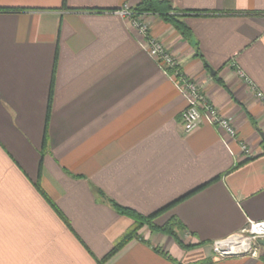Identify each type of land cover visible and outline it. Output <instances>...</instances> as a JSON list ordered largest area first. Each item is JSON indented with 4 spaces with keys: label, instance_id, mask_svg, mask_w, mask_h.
Returning <instances> with one entry per match:
<instances>
[{
    "label": "crops",
    "instance_id": "1",
    "mask_svg": "<svg viewBox=\"0 0 264 264\" xmlns=\"http://www.w3.org/2000/svg\"><path fill=\"white\" fill-rule=\"evenodd\" d=\"M140 1L0 0V264H264L261 244L211 248L264 220V0H168L196 13L187 39L145 18L235 138L204 121L184 131V97L118 13ZM202 185L155 220L175 217L180 244L143 228L103 260L133 222L95 189L149 215Z\"/></svg>",
    "mask_w": 264,
    "mask_h": 264
},
{
    "label": "built area",
    "instance_id": "2",
    "mask_svg": "<svg viewBox=\"0 0 264 264\" xmlns=\"http://www.w3.org/2000/svg\"><path fill=\"white\" fill-rule=\"evenodd\" d=\"M118 13L128 22V26L135 36L139 37L141 49L157 63L184 97L186 106L181 113L184 131L190 133L204 121L214 126L222 134L235 138L237 130L234 119L221 114L201 93L200 86L195 79L187 77L181 71L178 58L170 53L160 40L149 35L148 22L145 19L148 15H135L128 7H124ZM237 75L244 81L255 98H263L262 93L241 71H237ZM225 144L227 146L226 142ZM239 147L245 157L252 156V149L247 144L240 142ZM261 240H264V220H248L241 230L212 241L211 248L217 258L254 256L257 254V247Z\"/></svg>",
    "mask_w": 264,
    "mask_h": 264
},
{
    "label": "trees",
    "instance_id": "3",
    "mask_svg": "<svg viewBox=\"0 0 264 264\" xmlns=\"http://www.w3.org/2000/svg\"><path fill=\"white\" fill-rule=\"evenodd\" d=\"M135 15H153L160 18L163 22L172 25L175 30H177L182 37L185 39L190 37V30L183 22L182 17L187 15H195V12L192 13H177L171 6V3L168 0H141L134 8L131 10ZM52 87H53V78L50 84V91L48 97V106L46 111V118H45V131L47 128L48 120H49V113H50V103H51V94H52ZM45 143V138H44ZM43 155V153H42ZM245 160L244 162H246ZM241 162L240 164L244 163ZM205 185H202L196 190L186 194L182 198L158 209L157 211L149 214V215H142L136 212L133 209L123 207L114 201L106 198L103 193L95 189V192L101 197L106 203L110 204L112 209L118 213L119 215L125 216L129 218L133 224L132 227L124 233L118 241L114 243L110 251L103 257V260H107L114 256L118 251H120L125 245H127L133 239H141L139 236V231L143 228H146L150 233H159L162 235H166L171 237L176 243L180 244V240L178 238V232L183 229L181 223L175 218L171 217L162 225L156 224L155 220L171 208L175 203L179 202L180 200L184 199L185 197L189 196L190 194L196 192L200 188ZM190 247V246H189Z\"/></svg>",
    "mask_w": 264,
    "mask_h": 264
},
{
    "label": "water",
    "instance_id": "4",
    "mask_svg": "<svg viewBox=\"0 0 264 264\" xmlns=\"http://www.w3.org/2000/svg\"><path fill=\"white\" fill-rule=\"evenodd\" d=\"M260 137H261V139L264 141V134H263V133H260ZM259 243H260L261 245H264V240L259 241Z\"/></svg>",
    "mask_w": 264,
    "mask_h": 264
}]
</instances>
